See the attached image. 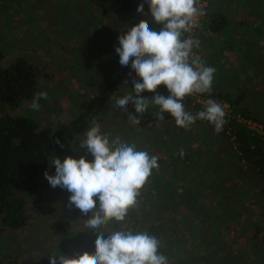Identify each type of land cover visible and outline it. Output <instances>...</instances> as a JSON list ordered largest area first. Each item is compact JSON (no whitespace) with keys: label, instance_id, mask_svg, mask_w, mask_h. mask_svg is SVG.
Masks as SVG:
<instances>
[{"label":"rangeland","instance_id":"1","mask_svg":"<svg viewBox=\"0 0 264 264\" xmlns=\"http://www.w3.org/2000/svg\"><path fill=\"white\" fill-rule=\"evenodd\" d=\"M211 1L220 8L224 5L231 7L230 12L233 11L236 21L244 19L245 36L241 41L236 36L233 48L232 45L227 47L228 43L222 42V46L213 41L205 50H192L190 58L198 59L205 66L216 69L217 74H214L213 79L216 88L231 90L239 83L250 94L256 91L250 96L255 103L253 108L264 111V0ZM135 2L138 5L143 3V0ZM208 6V0H203L201 7ZM142 19H147L150 27L154 28L155 23L148 14L147 5L143 15L135 10L133 15L114 17L104 16L101 11L90 6L87 0H0V52L4 56V63L24 57L38 64H47L46 71L50 72L49 79L42 81L39 86V92H47L48 99L39 100L38 111L32 110V100L15 110L0 104V116L21 115L42 125L50 122L54 126L65 123L68 117L83 108L87 97L93 94L91 89L95 91L104 87L125 68L119 64V56L115 52V48L119 46L117 37ZM201 21L196 16L193 23L200 26ZM213 43L217 49H212ZM219 67L222 68L220 71ZM131 88L132 85L121 83L113 97L127 95ZM113 97L101 114V122L98 124L95 121V124L99 126L102 134L125 142V139L134 136L137 128V124L129 116L134 112L116 107ZM156 125L160 127L161 123ZM156 125L149 126L156 129L157 134L151 132L152 136L157 137V141L159 140V144H162L167 152L171 151L162 154L163 167L179 169L185 162L179 151L184 147L182 141L185 139V131L178 134L174 132L175 139L170 141L168 135L172 134V131L164 134ZM166 127L171 129L173 125ZM119 128L121 130H118ZM82 137L71 151L60 156L61 161L65 157L79 159L81 156L86 158L90 155L79 147V142L85 135ZM204 141H201L202 144H205ZM197 144L198 142L193 147L192 144L188 145L189 153L197 152ZM49 163L51 164V161ZM230 166L233 169L231 173L227 172L229 178L220 184L223 191L226 188V193L222 195L220 191L219 195L222 196L219 198L216 197L218 187L214 183L204 196L200 194L205 190L203 184L206 180H198L201 189L199 193L190 185L195 184L196 180L178 179L175 183L171 179L170 183L174 184L164 186L163 182L158 185L156 193L148 187L150 181L147 180L139 190L135 206L128 210L124 221H110L99 231H103L105 235L115 231L147 232L159 241L160 254L166 256L165 251L170 249L169 258L166 256L167 264L169 260L177 264L179 259V264H264V220L260 219L264 215V206L256 202L260 197L253 198V193L248 191L245 195L243 190L240 193L243 209L248 207V217L244 215L243 218L248 219L249 225L243 224L242 219H234L231 226L225 229L224 235L220 239H214L219 233L212 231L215 216L210 214H214L213 210H216L219 204L225 205L227 211H230V204L224 200L234 201V191H238L232 190V185L234 181L241 180V175L237 172L245 171L243 165H240L241 170L238 165ZM157 172L159 174V171ZM47 173L54 175V166L50 167ZM41 184L45 192L44 200L37 205L39 209L33 206L30 226L24 232L0 231V257L8 264H38L47 256L63 254L66 257H74L83 252L94 251L96 230L85 226V220L89 217L82 216L78 209L66 206L70 195L66 190L52 188L44 177ZM143 206L144 211L141 210ZM135 213L137 217L134 216ZM239 217H242V213ZM243 226L247 229L238 234V230ZM183 230L192 233L189 238H196L186 241L187 234L182 232ZM202 230L207 234V239L214 241V245L218 241L220 245L217 249L208 245L213 249L208 251L209 257H205L207 255L204 253V260H198L203 257V253L197 246L196 250L191 251L190 242H193V247L196 244H207L206 238L201 239L204 238ZM224 251L228 253L227 257ZM190 255L193 258H190Z\"/></svg>","mask_w":264,"mask_h":264},{"label":"trees","instance_id":"2","mask_svg":"<svg viewBox=\"0 0 264 264\" xmlns=\"http://www.w3.org/2000/svg\"><path fill=\"white\" fill-rule=\"evenodd\" d=\"M87 1L90 6L101 11L104 16L125 17L133 15L137 7L135 0ZM202 3L203 0H197L195 5L204 15H197L202 20V23L200 26H194L192 28L193 32L190 38L200 42L199 47H194L193 51L199 52L200 50H205L213 41H216L215 43L221 44L222 46V42L228 43L229 45L227 47L232 45L233 48L234 42L237 39L236 36L240 38L239 41L245 36L244 29L246 23L244 19L241 18L236 21L233 18V11L232 13L230 12L231 7H229V10L226 5L220 8L212 3L211 0H208L209 6L203 8L201 7ZM239 15L243 16L241 13ZM161 27L162 25L155 24L153 30L159 31ZM188 33H183L181 39H186ZM215 43L212 44V49L214 47L217 49L216 45H214ZM3 58L4 56L0 52V104H5L11 110H15L22 104L33 99L34 95L40 90V83L49 79L50 72L46 71L47 64H38L24 57H18L8 63H4ZM192 60L194 59L190 58V62ZM124 67L119 72V75L107 85L95 91L91 89L93 94L87 97V102L83 108L73 113L74 115L68 117L63 124L54 126L51 122L46 124L42 122V125L31 118L21 115L5 114L0 116V231L24 232L30 226L33 218V206L39 209L37 205L44 200L41 179L44 177V173L50 168L49 162L53 157L60 158V156L62 157L71 151L75 143L80 138H83L82 136L93 126V122L96 121L98 124L101 122V114L105 107L112 101V97L119 84L127 82L125 84L132 85L133 81L138 79L130 75L132 71L130 64ZM218 69L220 71L222 68L219 67ZM243 88L239 83L237 87L231 90L216 88L212 84L210 93H194L197 97L225 102L229 105L231 110L230 114H226V123L219 133L214 130L213 125L206 121L197 120L192 126L184 129L178 128L175 125L174 119L167 113L163 114L164 119L160 120L156 117L159 108L151 102L146 113H144L145 115L141 118L135 114L134 106L130 104L127 108V111L134 112L132 115L137 116L140 123L137 124L134 136L130 139H125V142L123 140V143L134 144L138 151H143L144 149L150 156L157 157L159 169H153L147 179L150 181L148 187L154 193H156V189H159L158 185H161L163 182L164 186L174 184L172 182L170 183L171 179L175 183L178 179H185L186 181L196 180L195 184L189 183L193 185L192 189L199 193L201 189L198 180H206L203 184L205 190L200 194L204 196L209 187L214 183L218 187L216 197L218 196L219 198V196L225 195L226 193V188L223 191L220 184L229 178L228 173H231L233 169L230 164L232 166L238 165L239 170H241L242 165L244 166L245 171L237 172L239 176L241 175L240 181L242 183L240 181H234L232 185V190L235 189L238 191L237 193L234 191V201L224 200L228 205L230 204V211H227L225 205L221 206L219 204L220 206L217 205L216 210H213L214 214H210L215 216L213 218L215 225L212 231L219 233V236L214 239L218 237L220 239L224 235L225 229L231 226L232 220L234 219H242L243 224L249 225L248 219L246 217L243 218L244 215L247 216L246 212L248 211V207L243 209L241 204L242 197L240 193L242 190L245 195L249 191L253 193V198H256V196L260 197L256 202H260L264 206V136L248 129L244 123H240L236 118L240 116L243 119L251 120L262 125L264 128V111L257 107L253 108V104L255 103L250 99V96L256 93V91L250 94L248 90ZM155 94L168 95L167 90L161 85L157 88L156 93L144 92L141 93V97L151 98ZM183 105L185 110L191 112L193 115L204 109L200 105H193V100L189 96L184 97ZM157 123H161L160 127L156 125ZM171 124L173 128L170 127L171 129H169V127H166ZM150 125L158 126L164 134L172 131V134L168 135L170 136V141L175 139L174 132L178 134L179 132L185 131L186 134L184 133V137L186 140L183 139L182 141L184 147L179 151L183 152L182 158L186 163L184 162L179 169L163 167L162 154L170 153L171 151L168 150L167 152L164 146L159 144L157 137L152 136L151 132L156 133V129H151L149 127ZM137 129H140V131ZM118 130H121V128ZM116 134L118 135V133ZM108 138L109 140H116L114 137L111 139L110 135H108ZM149 138L152 141L151 139L149 141ZM159 139H161L160 135ZM57 140L60 141V144L56 143ZM201 141H204L205 144H202ZM197 142L198 146H194L197 152L189 153L188 145L192 144L193 147ZM60 145H63V147ZM92 159L93 157L91 155L86 157V160L89 162ZM157 171H159V174ZM237 173L236 176H238ZM245 174H248V176ZM210 176L213 177L209 178ZM220 191H222V195H219ZM154 196L157 195L154 194ZM144 200L146 199L144 198ZM141 210L144 211V206ZM241 213L242 217H239ZM134 216H136V213ZM185 218L189 219L188 217ZM144 219L147 220L146 218ZM260 219L264 220V215ZM188 223H190L189 220ZM226 226L228 227L225 228ZM246 229L244 226L241 227L238 230V234L244 233ZM182 232L187 234L186 241H191L196 238L188 237L192 235L191 232H187L186 230ZM201 234L204 235V238L201 239L206 238L207 244H196L193 247V242H190L192 245L191 251L196 250L195 246H197L199 251L203 253V257L198 260H204L205 257H209L208 251L210 249L213 250L211 247L215 246L217 249L220 245L219 241L214 245V241L211 242L207 239L208 236L204 234L203 230ZM201 239L200 241H202ZM165 252V255L169 258L170 249H167ZM204 253L207 256L204 257ZM224 253L225 257H227L228 253L225 251ZM49 257L51 256L42 258L38 264H49ZM190 258H193V256ZM178 261L180 262V259ZM0 264L8 263L5 262L4 258L0 257ZM169 264L176 263L169 260Z\"/></svg>","mask_w":264,"mask_h":264},{"label":"clouds","instance_id":"3","mask_svg":"<svg viewBox=\"0 0 264 264\" xmlns=\"http://www.w3.org/2000/svg\"><path fill=\"white\" fill-rule=\"evenodd\" d=\"M196 3L197 0H143L137 5L136 12L142 15L147 5L153 23L162 27L159 31L153 30L148 20L142 19L117 37L119 46L115 52L119 64H130V75L138 79L133 81L129 94L113 99L118 108L127 110L130 104L134 106L137 116L146 113L151 102L158 106L156 117L160 120L167 113L178 128L184 129L197 120L206 121L219 133L226 123V112L220 103L209 99L206 107L195 115L183 105L188 95L211 92L216 71L198 59L190 62L192 50L199 47L200 42L190 37L181 39L183 33L195 26L194 18L204 15ZM161 85L168 95L141 97L144 92L156 93ZM41 99H48L47 92L34 95L32 110L40 109ZM129 116L134 123H140L137 116ZM84 135L79 147L93 159L89 162L81 156L79 159L65 157L61 161L53 157L50 167L54 166L55 174L45 172L44 178L52 188L59 187L70 193L67 207L78 209L82 216L89 217L85 226L96 230L94 251L74 257L51 256L49 264H167V257L158 251L159 241L147 232L129 230L105 235L99 231L110 221H124L128 210L136 204L139 190L152 170L158 167L157 157L150 156L147 151H138L134 144L118 139L110 142L95 122Z\"/></svg>","mask_w":264,"mask_h":264},{"label":"built area","instance_id":"4","mask_svg":"<svg viewBox=\"0 0 264 264\" xmlns=\"http://www.w3.org/2000/svg\"><path fill=\"white\" fill-rule=\"evenodd\" d=\"M192 32H193V29L188 33L187 38L190 37ZM188 96L193 100V105H200V107H203V108L206 107V101L208 99L197 97L195 94L188 95ZM216 102L220 103L221 106L224 107L226 114H228V115L230 114L231 110H230V107L227 103L219 102V101H216ZM236 118L240 123H244L248 129L252 130L255 133H258V134L264 136V128L262 127V125H259L255 122L251 121V120L243 119L240 116H237ZM251 122L254 124H252Z\"/></svg>","mask_w":264,"mask_h":264}]
</instances>
